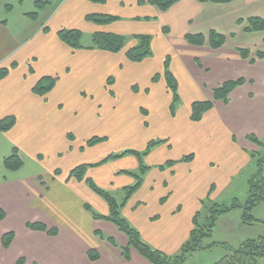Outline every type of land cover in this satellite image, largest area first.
Instances as JSON below:
<instances>
[{"label": "crops", "instance_id": "1", "mask_svg": "<svg viewBox=\"0 0 264 264\" xmlns=\"http://www.w3.org/2000/svg\"><path fill=\"white\" fill-rule=\"evenodd\" d=\"M109 1L62 0L44 21L48 7L39 11L36 21L26 16L30 12L14 16L10 3L0 13V68L9 69L0 81V121H16L10 131L0 133V207L7 215L0 224L13 214L21 220L13 231H0V264H18L21 259L23 264H151L135 249L125 260L129 240L105 219L110 215L107 203L71 175L89 166L86 179L112 196L132 187L141 174L137 157L104 161L129 142L146 146L151 138H144L147 130L159 134L161 148L148 150L143 184L121 215L146 244L167 256L179 254L188 242L204 200L231 194L234 183L253 167L255 144L248 137L264 136V56L257 57L258 52L264 54V32L247 34L237 22L264 19V0H181L167 12L152 0H111L113 8H108ZM225 14L238 25L233 33L223 24ZM89 15L117 21L97 25L87 21ZM204 16L209 18L207 30L192 27ZM175 25L182 26L180 33H174ZM64 29L81 32L82 42L86 32L92 41L96 33L129 41L125 51L116 54L94 49V44L73 50L58 36ZM211 31L225 36L222 48L214 50L208 41L193 46L186 40L197 34L208 38ZM136 36L152 37V56L140 63L126 56L137 45ZM240 49L249 50L250 57L244 59ZM167 60L179 96L174 112ZM215 76L224 83L243 79L245 84L233 91L228 103L216 102L195 123L192 105L213 100L221 86L214 85ZM47 77L57 78L55 88L46 97L36 95L34 88ZM94 138L102 141L88 147ZM14 148L24 161L16 172L3 165ZM190 155L192 161H182ZM50 162L55 163L52 170ZM31 219L56 228L58 234L30 229ZM10 232L15 239L5 249L2 238ZM90 251L99 254L97 261L89 258Z\"/></svg>", "mask_w": 264, "mask_h": 264}, {"label": "trees", "instance_id": "2", "mask_svg": "<svg viewBox=\"0 0 264 264\" xmlns=\"http://www.w3.org/2000/svg\"><path fill=\"white\" fill-rule=\"evenodd\" d=\"M96 3H105V0H91ZM181 0H152L151 4L157 6L162 12H167L174 5L178 4ZM199 3H211V4H230L239 0H195ZM49 5V2L36 1V11L26 14V16L31 20L39 19V11L44 10ZM8 11L11 6H7ZM87 21L93 22L97 25H109L117 21L116 17L108 15H89L86 17ZM239 26H242L243 31L247 34L255 32H264V19L259 17L249 18L247 20H239L237 22ZM47 30V29H46ZM60 40L65 43L67 46L73 50L83 49L82 46V34L79 31L75 30H61L58 33ZM186 40L193 46L201 47L205 45L208 41L212 49L218 50L222 48L226 43V38L224 35L211 31L208 38L204 37L202 34L197 35H188ZM135 41L137 45L128 51H126L127 58L134 63H140L143 60L152 56L151 50V36H136ZM94 49L106 51L109 53H120L125 51L127 46V40L125 37L107 34V33H96L93 38ZM239 53L244 59L250 57V51L240 49ZM264 54L262 52L257 53L258 58H262ZM254 61V60H253ZM14 66V65H13ZM12 66V67H13ZM165 76L168 84L169 90L173 93V105L172 111L174 112L176 106L179 102V96L177 93V83L169 71V60L165 64ZM9 74L8 68H0V81L4 79ZM57 78H43L34 88V93L41 97H46L56 86ZM245 84L243 79H238L236 81H228L221 85L219 88L214 90L213 100L196 102L192 105L191 121L197 123L203 119V116L211 111L214 108V105L218 101L223 103L229 102V97L238 87ZM15 118L8 117L0 121V133H5L10 131L15 125ZM248 139L255 145L261 146L263 142L259 139H256L254 136H249ZM102 139L94 138L87 142L88 147H93L99 144ZM162 142H151L148 146V150L151 148L160 145ZM125 155H133L138 158L141 167V174L135 176V185L127 188L126 197L122 202H119L114 198L109 192L104 191L98 188L93 182L86 179V172L89 166H80L72 171V176H74L80 182H86L91 190L101 197L108 205L110 210L109 217L105 218L107 221L113 223L121 233H123L129 240L128 246L123 250V256L125 260H130V251L135 249L144 259H146L151 264H185L189 257L193 254L212 249L214 245L204 247L202 242L206 238H211L213 236V231L216 227L218 220L235 210L242 209V222L244 225L253 226L255 224L264 225V222L256 219L254 216L255 211L264 204V158L258 157V155L253 152L251 154L252 159L254 160L257 168V172L249 180V193L246 203L241 204L239 201L235 200L231 206L213 204L209 209V219L208 223L205 226H200L198 223V215H195L193 224L194 229L191 231L190 238L188 242L182 247L181 252L175 256H167L166 254L151 248L146 244L140 233L132 227V225L122 217L121 211L125 208L129 199L141 188L143 184V176L146 171V167L143 164V156L135 151H127L122 156H111L106 161L111 159H118ZM148 153L144 154V157ZM193 155H190L184 158L182 161L190 162L193 160ZM175 163H168L169 166L174 165ZM24 161L20 154V151L17 148H14L11 155L6 157L4 160V167L9 171H19L23 168ZM58 174L59 171L57 170ZM87 210L91 212V209L88 206H85ZM97 217L96 215H94ZM7 215L5 210L0 207V222L6 219ZM28 227L35 231L45 232L48 235L54 237L58 234L56 228L49 229L47 225L41 222L28 224ZM97 234H99L97 232ZM15 239V234L13 232L7 233L2 238V245L5 249H9ZM112 243L115 244L113 239H110ZM223 247L227 254L215 264H261V261H264V237L260 236L256 239H248L243 242L238 247H232L228 244H220ZM99 254L94 251L88 253L89 258L92 261H97L99 259ZM24 260H20L18 264H23Z\"/></svg>", "mask_w": 264, "mask_h": 264}, {"label": "rangeland", "instance_id": "3", "mask_svg": "<svg viewBox=\"0 0 264 264\" xmlns=\"http://www.w3.org/2000/svg\"><path fill=\"white\" fill-rule=\"evenodd\" d=\"M43 2H49L50 5H48L46 12L43 14V21L44 18H47L48 15L59 5L60 1L62 0H41ZM23 3V5H20V3ZM5 3H10L14 5L16 12L14 16H17L21 18L22 14L24 12H34L36 11L35 9V0H0V13L4 14V6ZM238 5L231 6L232 8H235ZM111 7L113 8V3L111 0L108 3V8ZM237 8V7H236ZM226 16L222 17L223 24L225 28L227 29L228 32L233 33L234 30L238 27V25L235 23V21L231 19L230 14H225ZM173 17V16H172ZM205 17V16H204ZM244 17V16H242ZM14 18V17H13ZM209 18L205 17L204 21H196L194 26L195 29H200L201 30H207L208 29V20ZM212 19V18H210ZM14 20V19H13ZM17 20V19H15ZM13 21L14 24H18L17 21ZM42 20V19H41ZM21 26V24H18ZM48 25V24H47ZM191 27V26H190ZM182 29L181 25H175L174 28V33H180ZM180 30V31H179ZM175 38V37H174ZM239 43H243V40L238 37ZM129 41V40H127ZM91 35L88 34L87 32L84 33V40L82 44L85 47L91 46L92 43ZM131 49V48H130ZM219 79L218 76H215L213 80ZM230 81V80H229ZM234 81V80H233ZM226 82V81H225ZM224 84V82H221L220 80H217L214 82V85L220 86ZM144 138L151 137L147 140V145L143 147H139L138 144L129 142L126 147L124 148H117L113 149L110 155L114 156H122L124 153L127 151H136L140 153L143 156V161L145 165L147 164V156L144 157V154L148 153V145L150 142H160L162 141V138L159 136L158 133L153 132V131H146V133L143 134ZM256 139H259L263 144L261 146L255 145V153L258 155L260 158H264V136H261L262 138H259L258 136H254ZM159 152L160 146L156 147ZM153 149V148H152ZM120 158H132L131 155H125ZM124 159V160H126ZM129 162V161H127ZM4 165V164H3ZM55 167V163H49V169L52 170ZM5 168V167H4ZM257 172L256 164L254 162L253 167L248 168L240 177L239 179L234 183L230 193H226L222 197H220L217 200H213L212 198H207L204 200L201 206V210L199 211L198 215V223L200 226H205L208 223V219L210 216L209 209L213 206V204H218L220 206L226 205V206H231L232 203L237 200L241 204L246 203L248 199V193H249V180L250 178ZM248 181V182H247ZM115 194L113 195L114 198H116L118 201L122 202V198L126 196V191H119V192H114ZM32 214V213H31ZM30 214V215H31ZM33 215H37L36 213H33ZM242 215H243V210L238 209L233 212H231L228 215L222 216L219 221L216 224V227L213 231V236L211 238H206L203 242L202 245L204 247L207 246H212V249L205 250V251H200L195 254H193L185 264H215L219 260H221L226 254V250L221 247L220 244H228L229 246L232 247H238L240 246L243 242H245L248 239H256L260 236L264 237V225L260 224H255L253 226H247L244 225L242 222ZM254 216L261 221H264V204H262L254 213ZM31 217V216H29ZM32 220V221H31ZM30 223H37L40 221L33 220L31 219ZM21 223V220L19 216H16L13 214L10 216V219L8 223L6 224H0V231L3 229H9V231H13V228H17L19 224ZM121 239L116 240V243L118 245H121L120 242ZM120 243V244H119ZM178 255V254H177ZM261 264H264V261H261Z\"/></svg>", "mask_w": 264, "mask_h": 264}]
</instances>
